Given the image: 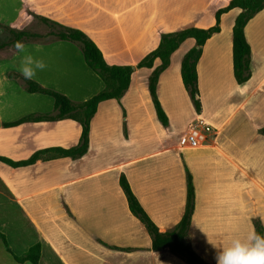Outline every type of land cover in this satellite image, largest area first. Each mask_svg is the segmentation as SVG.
I'll list each match as a JSON object with an SVG mask.
<instances>
[{
  "label": "crops",
  "instance_id": "crops-1",
  "mask_svg": "<svg viewBox=\"0 0 264 264\" xmlns=\"http://www.w3.org/2000/svg\"><path fill=\"white\" fill-rule=\"evenodd\" d=\"M230 1L0 0V22L29 28L34 15L43 16L83 31L109 65L136 66L158 48L162 34L215 26V13ZM240 13L236 8L223 14L221 31L203 47L197 64L200 113L181 75L184 56L196 46L187 39L157 85L168 127L158 121L148 90L157 59L154 68L134 71L120 102L99 105L83 158L45 155L22 167L0 161V230L16 255L41 243L39 264H188L169 249L152 250L149 232L130 211L122 175L157 227L170 231L185 213L188 170L196 194L188 241L209 264H217L218 248L232 236L255 230V219L264 221V10L245 28L252 76L242 85L233 65ZM3 37L0 29V42ZM25 45L47 64L33 79L43 87L76 102L104 89L74 44ZM12 73L20 74L14 50L0 57V157L20 162L43 150L77 146L82 127L70 119L6 126L54 114L51 96L27 92ZM199 117L215 128V139L199 148L182 146L181 137ZM0 256L5 264H19L7 251Z\"/></svg>",
  "mask_w": 264,
  "mask_h": 264
},
{
  "label": "trees",
  "instance_id": "trees-1",
  "mask_svg": "<svg viewBox=\"0 0 264 264\" xmlns=\"http://www.w3.org/2000/svg\"><path fill=\"white\" fill-rule=\"evenodd\" d=\"M240 9L241 13L236 18L233 27V65L234 76L238 84L242 85L251 79L252 49L245 35V28L258 13L264 10V0H231L228 5L220 8L215 13L216 25L208 28H187L181 31L165 33L161 36V42L154 51L147 54L136 66L109 65L97 44L83 31L65 26L49 18L34 15V18L51 29L45 35L35 33L29 28H13L0 22V29L8 35V40L0 42V50L11 48L15 41L26 43L49 44L55 41H66L77 44L83 54L85 64L103 81L105 87L92 98L76 102L68 96L43 87L34 80H25L20 74L12 73L10 76L16 79L29 93H39L51 96L54 99V114L44 116H29L19 122L6 124L7 127L26 121H54L70 119L78 122L82 127L80 142L77 146L63 149L55 148L37 152L25 161L14 162L8 158L0 157V161L12 166L22 167L34 164L38 159L47 155V158H71L79 160L89 151L91 122L97 113L99 105L107 100L121 101L131 85V78L138 68H154L155 61L159 59L160 65L154 68L148 80V90L155 108L158 121L164 126H169V118L164 111L157 95V85L161 74L170 66L171 56L187 39H194L196 46L187 52L181 64V75L184 87L188 92L192 104L197 113L201 112L202 104L198 86L197 64L201 58L203 47L215 34L221 31V16L233 9ZM264 134V128L261 130ZM120 185L126 195L130 211L146 227L152 239V250L169 251L185 260L188 264H209L204 261L191 247L188 238L196 205V194L193 178L187 170V203L185 213L181 221L170 231H162L153 222L143 209L135 196L125 175L120 177ZM255 232L264 235V227L259 219L254 220ZM0 241L5 250L19 263L39 264L41 258V243L29 248L23 255H16L9 244L7 236L0 230Z\"/></svg>",
  "mask_w": 264,
  "mask_h": 264
},
{
  "label": "clouds",
  "instance_id": "clouds-1",
  "mask_svg": "<svg viewBox=\"0 0 264 264\" xmlns=\"http://www.w3.org/2000/svg\"><path fill=\"white\" fill-rule=\"evenodd\" d=\"M13 49L18 58V71L25 80H33L46 69L45 60L31 54L22 41H15ZM218 249L217 264H264V235L255 230L232 236Z\"/></svg>",
  "mask_w": 264,
  "mask_h": 264
},
{
  "label": "built area",
  "instance_id": "built-area-1",
  "mask_svg": "<svg viewBox=\"0 0 264 264\" xmlns=\"http://www.w3.org/2000/svg\"><path fill=\"white\" fill-rule=\"evenodd\" d=\"M215 128L203 118H197L181 137L182 146L199 148L209 144L216 137Z\"/></svg>",
  "mask_w": 264,
  "mask_h": 264
},
{
  "label": "rangeland",
  "instance_id": "rangeland-1",
  "mask_svg": "<svg viewBox=\"0 0 264 264\" xmlns=\"http://www.w3.org/2000/svg\"><path fill=\"white\" fill-rule=\"evenodd\" d=\"M29 30L35 32V33H38V34H42V35H45L47 33H49L51 31L50 28H48L47 26H45L44 24H42L40 21L38 20H35V23L31 24L29 26ZM8 35H5V37L2 38V41L1 42H5L6 40H8ZM71 43V42H70ZM71 44H74V43H71ZM76 46L77 49H79L82 53V50L81 48L77 45V44H74ZM14 49H2L0 50V57H9L11 55V52L13 51ZM181 140V139H180ZM6 250H4V247H3V244L1 243L0 241V252H3L5 253ZM1 257V256H0ZM1 258H0V264H1ZM2 264H5V262L2 260Z\"/></svg>",
  "mask_w": 264,
  "mask_h": 264
}]
</instances>
